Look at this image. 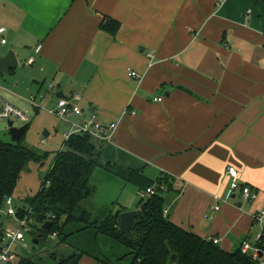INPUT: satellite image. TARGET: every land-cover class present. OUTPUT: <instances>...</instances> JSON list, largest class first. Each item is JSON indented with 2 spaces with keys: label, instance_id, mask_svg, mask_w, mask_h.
<instances>
[{
  "label": "crops",
  "instance_id": "0c3cea01",
  "mask_svg": "<svg viewBox=\"0 0 264 264\" xmlns=\"http://www.w3.org/2000/svg\"><path fill=\"white\" fill-rule=\"evenodd\" d=\"M109 20L119 24L115 35L101 28ZM0 28V57L13 51L18 65L35 66L56 100L78 95V123L117 124L110 143L91 139L97 162L169 177L163 216L204 240L220 238L222 250L251 241V216L264 211L262 0H0ZM228 167L256 191L254 201L232 205L239 195Z\"/></svg>",
  "mask_w": 264,
  "mask_h": 264
},
{
  "label": "trees",
  "instance_id": "16d2710c",
  "mask_svg": "<svg viewBox=\"0 0 264 264\" xmlns=\"http://www.w3.org/2000/svg\"><path fill=\"white\" fill-rule=\"evenodd\" d=\"M262 4L264 12V0ZM101 28L115 35L119 24L109 20ZM22 139L18 144L0 139V209L4 199L14 194L24 167L29 162L42 159L41 154L23 146ZM64 148L55 156L39 192L29 203L34 220L32 228L38 235L42 234V239L52 233L61 236L69 224H82L83 230L92 229L97 236L109 238L124 246L129 251L130 264H254L249 256L241 253L240 245L227 252L170 222L163 216L164 197L159 192L145 200L139 199L129 236H125L118 228V211L108 214L99 222L90 221V214L83 203L94 193L89 181L96 168L115 174L139 191L152 187L153 181L139 171L125 170L112 164L102 167L95 159V149L88 135L69 136L64 142ZM168 181L169 177L164 183ZM21 213L18 209L19 216ZM45 222L52 223L49 231L40 230ZM83 255L82 252H74L59 261L54 259V263L81 264ZM20 264L32 263L22 260Z\"/></svg>",
  "mask_w": 264,
  "mask_h": 264
},
{
  "label": "rangeland",
  "instance_id": "374dc122",
  "mask_svg": "<svg viewBox=\"0 0 264 264\" xmlns=\"http://www.w3.org/2000/svg\"><path fill=\"white\" fill-rule=\"evenodd\" d=\"M43 79L44 77H37V69L35 66H28L26 64H19L8 75H3L0 78V96L27 113L30 117L27 123L28 128L22 139V145L38 152L42 156L41 160L29 162L24 167L14 194L12 195L14 205L20 209L22 212L21 215L27 213L28 210L31 211L29 203L39 192L40 186L55 156L63 148L65 142L64 134L69 132L71 123H78L74 117L68 119V122H64L47 112V110L55 108L57 100L54 97V89L51 87V91H49L48 81L47 79L43 81ZM32 103L38 107L37 113H33ZM22 125L19 121L14 120L15 127ZM0 139L4 142H11L6 121H0ZM92 141L94 142L95 140L93 139ZM99 164L101 165V163ZM106 164L108 163L101 166L103 167ZM103 173L108 177H104ZM159 180L162 182H159ZM164 180H167L166 176L158 177V179L153 181L151 187L163 196L166 192L173 189L172 182L168 181L164 183ZM123 183L125 182L115 174L103 169H95L90 178V187L95 191L94 198H89L85 201V209L87 208L86 210L90 214V221L99 222L103 220V217H106L108 213L113 214L121 210L120 206L122 204L125 208H130L131 204H133V206L131 205L132 209L136 208L135 206L140 199L138 195L139 190L135 193L128 187L123 189ZM129 187L133 188L130 185ZM157 187L159 188L158 190ZM237 199H239V196L236 199L230 200L234 207L238 202ZM114 200L118 201V204ZM101 208L103 210L102 212ZM1 217L0 220H3V213H1ZM227 227L231 229L230 223H227ZM252 228L251 241H253L254 234L260 230L259 226H252ZM76 229L78 227L75 225L67 226V232L72 233L67 239L65 235L57 238H52L49 235L45 239L41 238L37 245L32 243L33 239L38 236L35 233L36 231H34L35 234H30L26 237L25 244L27 248L21 249L20 246L19 250L17 249V256L10 264H20L22 260L30 261L32 264H53L54 259L52 256L54 258L57 257V261H59L61 258L74 252L78 253L79 251L84 254L81 258V264L130 263L128 250L121 244L103 236H95L90 231L91 229L81 232H76ZM72 230L73 232H70ZM66 247L69 250L78 248L79 251L77 249L76 251L73 250L68 253L69 250L64 251ZM224 247L227 248L228 246L225 244Z\"/></svg>",
  "mask_w": 264,
  "mask_h": 264
},
{
  "label": "built area",
  "instance_id": "2783aa9c",
  "mask_svg": "<svg viewBox=\"0 0 264 264\" xmlns=\"http://www.w3.org/2000/svg\"><path fill=\"white\" fill-rule=\"evenodd\" d=\"M3 33L4 29L0 28V37ZM4 43L5 40L0 38V44L3 45ZM148 59L150 61L148 67H151L153 64V62L151 63L153 56L151 54L148 55ZM128 76L133 80L141 78L132 70H128ZM48 88L49 91H51V85H49ZM153 100L155 102H161L162 99L154 98ZM78 101V95H73L68 99H57L55 108L48 110V113L64 122H68V119L71 117H79L83 114V111L77 106ZM14 120L25 125L29 122L30 117L27 113L0 96V121H6L7 123L11 121L14 126ZM116 128V123L102 124L96 122L93 117H89L80 123H71L69 133L65 135V140L73 134H82L88 135L91 139H96L104 144L110 143L113 140ZM226 176L228 178L231 193L234 195L238 194L242 202L250 203L257 198L256 191L240 180L238 171L234 167H228L226 169ZM156 193L158 192L150 187L143 191H139L138 195L140 200H145L154 196ZM214 199L219 200V196H214ZM219 209V205L213 207L214 211H219ZM1 213H3L4 217L3 220H0V264H10L17 256V251L20 246L21 249L27 248L25 244L26 237L36 233H34L35 230L32 228L34 220L31 217L32 210H28L27 213L21 216L18 215V208L15 207L12 196L4 199L3 206L0 209V219L2 218ZM251 217L252 226H259L260 230L254 234L253 241L244 240L240 244V250L242 254L249 256L254 264H264V211H256ZM50 236L52 238H57L56 233H52ZM206 241L218 245L221 239L208 238Z\"/></svg>",
  "mask_w": 264,
  "mask_h": 264
},
{
  "label": "water",
  "instance_id": "95a60500",
  "mask_svg": "<svg viewBox=\"0 0 264 264\" xmlns=\"http://www.w3.org/2000/svg\"><path fill=\"white\" fill-rule=\"evenodd\" d=\"M17 67H18V60L16 58V55L13 51H9L5 56L0 57V78L3 77V75H8L12 70H14ZM56 97L64 98L62 93H58ZM7 125H8V134L10 136L11 143L14 144L20 143L22 137L26 132L28 125L25 124L22 125L21 127H14L11 121H9ZM45 136H47V134H45ZM233 198H235V195H233ZM135 217H136V211L124 212L119 215L118 228L125 236L130 235V230L134 224ZM51 226H52L51 222H45L43 225H41L40 230L49 231L51 229ZM41 238H42V234L40 233L35 239H33L32 243L34 245H37Z\"/></svg>",
  "mask_w": 264,
  "mask_h": 264
}]
</instances>
